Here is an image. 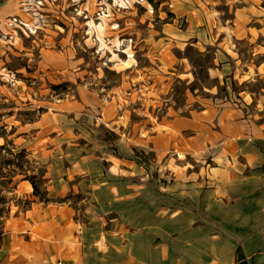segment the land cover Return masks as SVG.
<instances>
[{
    "label": "rangeland",
    "instance_id": "obj_1",
    "mask_svg": "<svg viewBox=\"0 0 264 264\" xmlns=\"http://www.w3.org/2000/svg\"><path fill=\"white\" fill-rule=\"evenodd\" d=\"M5 7L12 13L0 20V145L26 151L23 160L38 174V188L48 199L44 202L68 203L87 222L100 215L121 217L132 231L144 222L154 223L149 237L179 257L188 256L192 239L196 244H190L189 253L198 255L208 246V233L234 230L238 213L222 210L224 201L233 206L234 198L213 197L219 210L209 212L203 196L213 187L207 182L194 198L156 193L159 178L174 182L173 172H185L187 163L203 169L204 155L195 153L199 137L192 138L191 130L182 134L176 126L179 136L163 162H155L151 152H145L150 162H142L135 150L141 169L130 163V171L110 163V152L121 155L120 136L106 138L117 133L113 128L127 135L132 130L116 119L134 121L136 131L139 120H148L144 125L153 133L150 125L156 120L189 116L205 100L226 94L214 73L219 67L217 40L231 30L236 8L250 9L253 32L264 27V0H12ZM223 40L242 60L233 89L242 92L246 117L264 121V36ZM128 47L136 64L125 53ZM112 50L119 60L114 61ZM165 123L161 129L169 130ZM129 137L145 143L139 135ZM167 158L171 161L165 164ZM7 172L14 187L4 193L11 198L10 216L31 201L25 197L27 188L18 187L23 175ZM126 175L132 180L121 178ZM111 188H146L152 194L136 195L113 209ZM220 214L232 225L220 221Z\"/></svg>",
    "mask_w": 264,
    "mask_h": 264
},
{
    "label": "crops",
    "instance_id": "obj_2",
    "mask_svg": "<svg viewBox=\"0 0 264 264\" xmlns=\"http://www.w3.org/2000/svg\"><path fill=\"white\" fill-rule=\"evenodd\" d=\"M10 1L0 2V20L12 13V9L5 7ZM242 10H234L231 30L221 32V40L251 39L255 33L264 36V27L253 32L250 24L254 21L249 14L250 9ZM210 38L206 33V43H211ZM221 40H217L220 53H216L215 60L219 67L214 73L225 85L227 93L215 101L210 98L205 100L199 108L190 110L189 116L156 120L150 125L153 133L145 127L148 120H139L136 131L137 123L134 121L130 123L126 119H116L115 122L122 123L123 127L130 124L132 130L127 135L113 128L120 136L117 146L122 152L120 156L110 152V163L113 168L127 166L129 171L130 163H133L141 169V160L136 158L135 149L151 152L155 162H163L174 139L179 136L176 126L181 127L182 134L191 130L192 138L199 137L196 143L198 151L195 153H203V169L195 170L191 168V163H187L185 172H173L170 180L174 182L165 184L159 178L161 184L156 193L159 197L169 195L175 198L186 194L194 198L207 182L213 187L211 193L203 196L209 212L219 210L213 197L234 198L233 206L226 205L229 201L226 199L222 209L228 212L233 208L238 213L234 216V230L229 229L222 234L208 233V246L198 255L189 253L190 244L195 245L196 240L188 241V256L183 258L186 256L175 255L149 237V229L154 227V223L144 222L132 231L130 223L121 217L106 218V215H100L96 220L83 221L80 209L68 203L44 202L33 194L30 181L22 180L18 187L27 188L25 197L29 198L31 205L25 210L17 209L6 219L0 264H264V121L260 122L258 115L257 118L246 117L245 105L240 103L242 92L237 93L233 89L242 60L234 48H230L229 44L224 46L227 42ZM213 45L217 47V44ZM261 68L262 65L257 66L259 71ZM164 121L169 130L161 129ZM130 135H139L145 143L131 140ZM167 160L171 161L167 158L165 164ZM130 175L121 178L132 180ZM184 181L187 183L184 184ZM108 192L110 208L113 209L121 206L119 202L137 196L146 197L151 193L146 188L125 191L111 188ZM100 204L106 206L105 202ZM156 210L162 209L156 207ZM218 217L223 221L221 214ZM223 223L232 225V222L225 220Z\"/></svg>",
    "mask_w": 264,
    "mask_h": 264
},
{
    "label": "trees",
    "instance_id": "obj_3",
    "mask_svg": "<svg viewBox=\"0 0 264 264\" xmlns=\"http://www.w3.org/2000/svg\"><path fill=\"white\" fill-rule=\"evenodd\" d=\"M151 4H153V0H149ZM54 89H58V85H52ZM110 138L106 139H117L119 138V135L114 132H110L109 134ZM136 150V149H135ZM138 151V150H136ZM7 153V156H2V153ZM139 157L141 158L142 162L149 163L150 158L148 154H146L144 151H138ZM9 155V156H8ZM26 151L23 149L19 152H14L13 149L8 148L7 144L0 145V246L3 242V234H4V226L6 219L9 216L10 212V200L5 192H12L14 190V187H11V184L13 183L12 174L8 173L7 171H10L11 173H16L19 175H23V180H29L30 183L33 186L34 189V195L38 196L42 201H47L46 195L40 191L38 188L36 178L38 177V174L36 173L35 169L27 168L25 163H29V160H23V157H25ZM8 206V208H7Z\"/></svg>",
    "mask_w": 264,
    "mask_h": 264
},
{
    "label": "bare ground",
    "instance_id": "obj_4",
    "mask_svg": "<svg viewBox=\"0 0 264 264\" xmlns=\"http://www.w3.org/2000/svg\"><path fill=\"white\" fill-rule=\"evenodd\" d=\"M149 6H151V5L149 4ZM104 17H105V16H104ZM100 27H102V26H100ZM19 42H20V40H19ZM118 43H119V42H118ZM112 53H113V55H114V57H113L114 61L119 60V59L117 58V55L115 54V53H116L115 50H112ZM125 53H127V54L129 55V61H133V62L136 64V60H135L134 57H133V50H132V48H131V47H128V48L125 50ZM124 62H126V61H124Z\"/></svg>",
    "mask_w": 264,
    "mask_h": 264
}]
</instances>
